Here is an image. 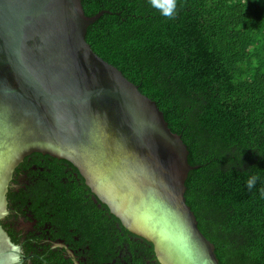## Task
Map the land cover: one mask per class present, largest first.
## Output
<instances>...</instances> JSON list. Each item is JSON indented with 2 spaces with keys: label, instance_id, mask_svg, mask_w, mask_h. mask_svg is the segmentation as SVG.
Wrapping results in <instances>:
<instances>
[{
  "label": "water",
  "instance_id": "95a60500",
  "mask_svg": "<svg viewBox=\"0 0 264 264\" xmlns=\"http://www.w3.org/2000/svg\"><path fill=\"white\" fill-rule=\"evenodd\" d=\"M81 0H0V220L33 152L70 162L161 264H220L186 203L196 169L155 101L86 41ZM0 264H21L0 224Z\"/></svg>",
  "mask_w": 264,
  "mask_h": 264
},
{
  "label": "trees",
  "instance_id": "16d2710c",
  "mask_svg": "<svg viewBox=\"0 0 264 264\" xmlns=\"http://www.w3.org/2000/svg\"><path fill=\"white\" fill-rule=\"evenodd\" d=\"M81 3L85 15L98 16L86 33L92 50L155 101L186 144L197 166L185 182L186 203L219 263L264 264V0H177L171 19L149 0ZM68 165L45 172L40 187L62 220L73 226L85 218L89 230L99 208ZM252 175L259 179L249 191ZM109 220L121 225L113 215L102 224ZM122 228L128 246L144 247ZM110 236L105 230L102 238Z\"/></svg>",
  "mask_w": 264,
  "mask_h": 264
},
{
  "label": "flooded vegetation",
  "instance_id": "af4514ba",
  "mask_svg": "<svg viewBox=\"0 0 264 264\" xmlns=\"http://www.w3.org/2000/svg\"><path fill=\"white\" fill-rule=\"evenodd\" d=\"M36 154L41 162L34 160ZM69 163L33 152L13 172L7 192L8 212L0 224L18 246L21 264H161L153 245V250L149 251L150 242L133 234L135 236L130 235V240L141 242L144 247H130L121 237L124 232L118 221L109 220L106 227L102 224L105 217L112 214L102 207V202L94 194L92 200L99 211L94 213L97 221L89 230H85V218L75 219L73 226L61 219L55 206L49 205L40 183L45 180V172L71 169ZM105 230L112 236L108 242L102 238Z\"/></svg>",
  "mask_w": 264,
  "mask_h": 264
},
{
  "label": "clouds",
  "instance_id": "9594fccd",
  "mask_svg": "<svg viewBox=\"0 0 264 264\" xmlns=\"http://www.w3.org/2000/svg\"><path fill=\"white\" fill-rule=\"evenodd\" d=\"M151 7L157 9L160 14L167 18H173L177 10V0H149ZM259 177L252 175L247 179L246 186L249 191H252L258 181ZM259 196L264 199V188L259 190Z\"/></svg>",
  "mask_w": 264,
  "mask_h": 264
}]
</instances>
